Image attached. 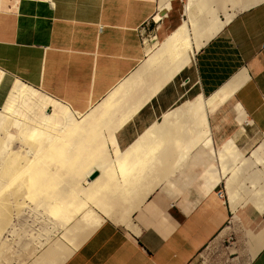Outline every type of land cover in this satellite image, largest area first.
<instances>
[{
    "label": "crops",
    "instance_id": "0c3cea01",
    "mask_svg": "<svg viewBox=\"0 0 264 264\" xmlns=\"http://www.w3.org/2000/svg\"><path fill=\"white\" fill-rule=\"evenodd\" d=\"M172 1L167 11H160V0H0L1 111L33 125L42 123L50 113L51 107L34 97L14 92L15 83L37 94L45 93L38 95L66 106L76 116L95 110L115 88L146 68L148 55L142 36L150 22L156 23L157 14L166 13L160 15L164 19L168 16ZM195 50L191 62L133 114V100H124V110L111 119L121 122L116 123L113 135L123 155L132 153V146L146 135L148 143L144 144L147 148L142 144V155H160L164 150L161 159L163 155L170 158L179 148L153 151L147 133L152 132L150 136L156 139L161 134L162 140L165 133L173 134V128L167 132L160 128L165 115L197 97L209 99L230 93L216 108L219 110L208 114L210 146L192 149L186 163L178 165V172L171 164L174 162L166 165L175 173L145 198L136 197L132 207H120L121 211L118 206L109 215H92L95 224L98 217L101 224L89 221L85 214H91L86 211L78 214L66 227L71 228L67 235L78 238V247L61 264H192L199 251L217 238L232 239L240 256L246 254L241 249L246 234L252 235L253 249L258 245L257 239L264 232V211L254 201L233 209L224 193V179L210 164L211 149L229 139L245 149L243 136L249 132L264 135V1L238 12ZM230 108L237 112V123L246 122L248 132L218 130L220 115ZM174 126L172 121L170 127ZM157 154L156 158L160 157ZM161 166L158 169L164 171L166 166ZM217 191H223L224 196L218 197ZM82 216L94 229L80 224ZM75 224L84 234L77 236L80 229ZM248 257L249 264H264V245Z\"/></svg>",
    "mask_w": 264,
    "mask_h": 264
},
{
    "label": "bare ground",
    "instance_id": "6f19581e",
    "mask_svg": "<svg viewBox=\"0 0 264 264\" xmlns=\"http://www.w3.org/2000/svg\"><path fill=\"white\" fill-rule=\"evenodd\" d=\"M239 1L243 2L240 3ZM262 1L231 0V3L233 5L241 4L239 9L244 10ZM210 2L211 0H188L184 6V16L187 19H183L179 25L177 24L178 26L174 30L169 32L164 39L162 38L163 41L159 43L158 48L148 54L145 61L146 68L130 76L123 84H119L120 86L115 88L112 93L110 92V96L105 98L102 101L103 103L101 102L95 110L85 115L76 116L66 106L43 98L38 95L40 93L37 94L32 89L15 83L14 92L31 96L30 98L34 97L43 106L51 107V111L45 115L42 123L33 125L7 115L1 111L2 108L0 109V264H61L72 250L78 247L79 241L75 237L76 235L74 237L71 236L72 234L70 236L67 235V233L71 232L70 227L72 226L69 227V232L66 230L67 225L78 214L86 211L91 214L86 215L83 212L88 217L87 219L94 222L91 218H93L92 215L97 217V212L109 215L118 206L119 208L126 205H128V208L132 207L131 202L133 203L136 197L145 198L157 185H160L169 175L175 173L173 172V167H170L171 165L169 167L166 165L174 162L171 163L172 166L176 165L174 170L176 171L177 168L181 169L179 164H183L192 149L198 146H210V141L208 140L211 133H209L210 129L208 130L210 128L207 123L208 114L222 104L230 93L224 92L211 96L209 99L197 97L184 103L171 114L165 115L160 128L164 129L165 132L173 128V134L168 136L165 133V138L162 140L159 139L161 134L158 135V139L154 136L153 138L155 139H153L150 136L152 132L147 133L151 138V143L149 142L148 146L149 148L152 147L153 151L164 147L179 148V150L175 149L178 153L179 151H184L183 155L176 157L179 154L170 149L175 155L174 160V158H171L173 153L171 154L170 158L172 161H170L169 155L164 157V150L159 153L160 155L164 153L162 159L156 153L159 152L158 150L155 152L157 156H160L158 158H156L154 152H151L153 156L149 154V156H146V154L142 155L141 150L145 149L144 147L146 146L144 144L148 143L146 135H144L145 138L143 137L144 141L143 138H140L132 146L134 149L130 152L134 156L129 151V154L126 151L125 155H123L118 150L113 135L116 130L115 127H118L116 123L121 124V122H117L114 119V123L111 120L118 112L124 110L122 107L125 101H131L128 99H132L134 103L131 109L132 114L147 103L152 96H155L161 88L189 63L194 47L197 50L203 40L209 39L233 18L232 15L225 14L224 20H219ZM169 3L170 0H160V11L168 9ZM198 13L200 16H196ZM163 19L164 16L162 17L159 14L154 17V21ZM1 77L2 73L0 72V79ZM128 96L129 98H127ZM111 121L113 122L112 124ZM172 121L176 122V126L170 127ZM124 122L122 121V123ZM11 130H14V132L12 133ZM14 139H17L20 145L17 150L11 149V141ZM142 144L144 147H142ZM110 146L114 149L113 156L109 154L110 150L108 151ZM152 148L149 150L152 151ZM165 151L168 152L169 150ZM137 152L141 153L138 154ZM160 160L164 161L165 164L159 162ZM48 161L58 164L60 170L57 167L45 170L48 167L46 168L44 165ZM49 162L48 164L51 166L52 164L50 165ZM158 162L160 166L157 165ZM214 162L219 166L218 173L220 178L225 181L226 195L233 209L241 205V203L245 204L246 201L250 200L254 201L261 211H264V143L259 144L257 148H252L245 155L239 150L235 142L229 139L215 150ZM133 163L136 165H133ZM151 164H155L156 167ZM162 164L166 166L164 171L160 170L163 167L161 166ZM61 170H63V173L65 172L64 176L61 174ZM66 172L68 173L66 174ZM93 173H97V176L90 180V176ZM151 181L157 183L149 185ZM21 196L30 197L31 199L32 197H41L43 199L40 201L41 203L37 202L34 206L33 204H31L32 206L26 204L28 206V214L29 212L38 213V211L41 214H38L39 218L34 214L35 219L31 218L29 225L32 224L34 226V222L35 225H38L39 222H49L48 225L46 224L47 228H44L45 230L43 229V231H41V224L38 226L40 228H37L40 230L36 231L33 229L35 232L32 231L34 233L33 239H31L35 242L30 240L32 244L31 242L29 244L32 247H28V242L24 244L21 240L24 237L21 229L18 234L15 231L17 228L13 230V227L8 230L7 227L10 222L13 224L11 221V207H16L15 210H17L14 211L17 212L20 210L18 206H22L25 202H21L20 199L22 198H20L19 201L22 204H19L18 198ZM242 197H246L244 202H242ZM27 198H24V200ZM120 210L122 211L121 208ZM129 212L126 210V213L129 214ZM24 213L26 212L24 211ZM18 216L21 217L20 213ZM18 216L15 217L18 218ZM83 217H80L82 220L78 219V221L81 220L80 224L84 222L83 219L85 217ZM87 219L85 220L86 222L88 221ZM97 219L99 220L97 221ZM89 221L87 223L84 222L82 225L91 223ZM95 221H97V225L101 224L99 223L101 221L99 217ZM76 223L79 224V222ZM94 224H88L87 226L89 227L90 225L92 227L91 225ZM17 225L19 224L17 223L15 226L17 227ZM42 225L45 227L44 224ZM76 227L78 230L81 228L77 225ZM87 228L86 230H89ZM92 228L94 229V227ZM62 229H65L64 235H61L62 238H57L56 241L50 243V232L53 233V230L56 232L55 230L60 231ZM72 229L74 230V227ZM82 229L79 230L80 233L77 236L81 235ZM27 231H29L28 235H30L31 231L28 228L24 231V234ZM251 237L252 235L249 234V238ZM258 240L259 243L256 248H252L251 256H254L264 245V232L260 234ZM45 244L48 245L47 249L38 257H33V261L28 263L35 251L39 248L41 249Z\"/></svg>",
    "mask_w": 264,
    "mask_h": 264
},
{
    "label": "rangeland",
    "instance_id": "374dc122",
    "mask_svg": "<svg viewBox=\"0 0 264 264\" xmlns=\"http://www.w3.org/2000/svg\"><path fill=\"white\" fill-rule=\"evenodd\" d=\"M156 1V0H155ZM219 1V2H218ZM264 1V0H263ZM187 2H188V0H173L172 2H171V10L168 12V16L165 18V19H163V20H159V22L158 21H156V23L154 22H150V24H149V26H148V29H146L145 31H144V34H143V36H142V42H143V45H144V51H145V54H146V56L148 55V54H150V53H152L156 48H157V46H158V44L160 43V42H162L163 41V39L165 38V36L166 35H168L169 34V32H171L172 30H174L175 29V27L176 26H178L180 23H181V21L183 20V19H187V17L186 16H184V6H185V4H187ZM240 3L241 2H243V1H239ZM212 3V8L216 11V13H215V15H216V17L220 20V19H223L224 20V18H225V14H227V15H232L233 17L238 13V12H240V11H242V10H240L239 8H240V6H241V4H239V5H237V4H235V5H233L232 3H231V0H211V2H210V4ZM196 16H200V14L198 13V14H196ZM220 17V18H219ZM178 24V25H177ZM172 27V28H171ZM163 30H165V31H163ZM168 30V31H167ZM162 32V33H161ZM164 32V33H163ZM162 35H161V34ZM163 38V39H162ZM146 58V57H145ZM144 58V59H145ZM40 93H42V94H45V93H43V92H41V91H39ZM217 110H219V109H217ZM216 110V111H217ZM215 113V111L213 112V114ZM220 113L222 114V111H220L219 113H217L216 115L218 116V115H220ZM228 115V116H227ZM220 116H222V118H220L219 120H218V123H217V125H218V130L219 131H221V132H227V134H230V133H232V132H235V131H243L244 130V132L245 131H247L248 132V128H247V126H246V122H242V123H237L236 122V116H237V112L235 113L234 111H233V109H228V111L224 114V115H220ZM224 116V117H223ZM216 125V126H217ZM242 129V130H241ZM12 131V133L14 132V130H11ZM243 138H244V140L242 141V142H244V146H245V149H241L240 147H238L239 148V150L241 151V152H243L245 155H247L251 150H252V148H257L258 146H259V144H261V143H264V135L263 134H259V133H248V136H243ZM208 141H210L211 142V137L209 138V140ZM17 142V143H16ZM11 143H12V145H11V149H13V150H17V148H19V144H18V140L17 139H14L13 141H11ZM15 148V149H14ZM218 148V147H217ZM217 148H215V149H211V153H212V155H213V162L210 164V166L212 167V169H213V171L214 172H216V170H218L219 169V166H217V164L214 162V159H215V150L217 149ZM49 162V161H48ZM48 162H45V165H44V167L46 166V168L47 169H45V170H50L51 168L52 169H55L54 167H57V169H59L60 170V166L58 165V164H56V163H50V165L51 166H49V164H48ZM48 164V165H47ZM55 164V165H54ZM43 168V167H42ZM261 168V167H260ZM264 169V168H263ZM61 172V174L63 175H65V172L63 173V170H61L60 171ZM59 172V173H60ZM68 172H66V174H67ZM63 175V176H64ZM218 175H219V173H218ZM66 177V176H65ZM223 186H225V185H223ZM223 188V187H222ZM224 192H225V190H224ZM38 197V196H37ZM247 197V196H246ZM246 197H242L243 199H242V202H244V200H246ZM20 198H22V199H20ZM24 198H27V197H19L18 198V202H19V204L21 203V202H23V201H25L23 204H22V206H26V204H28V206H32L31 204H33V206H34V204H36L37 202H39V203H41L40 201H42L43 199L41 198V197H38V198H34V197H32V199L30 198V200H29V198H27V199H25L24 200ZM248 198V197H247ZM19 199H20V201H19ZM34 199V200H33ZM41 199V200H40ZM27 200V201H26ZM36 200V201H35ZM39 200V201H38ZM250 201V200H249ZM17 202V203H18ZM33 202V203H32ZM246 202H248V201H246ZM242 204V203H241ZM22 206H18V209L20 208V210H18V211H20L19 213H20V215H21V217L20 216H18L19 215V213H18V211L17 212H15L16 210H15V208L16 207H14L13 206V208L11 207V221H12V223L14 224H11V222H10V224H9V226H7L8 227V230H10V228H13V230L15 229V228H17L15 231H16V233H18L19 234V230L21 229V232H23V235H24V237H22V235H20L22 238H21V240L23 241V243L25 244V243H27L28 244V247L30 246V247H32V245H29L30 244V242H31V244H32V241L33 242H35L34 240H32L33 239V233L35 232L34 230H40V229H37V228H42V230L41 231H43V229L44 228H47V226H46V224L48 225V223L46 222H39L38 223V225H35V222H34V226L31 224V225H29V223H31L30 222V220H32V219H35V217H34V214H35V216H39V215H41L40 214V212L38 211V213H32V212H29V214H28V206H26V207H22ZM239 206V205H238ZM22 207V208H21ZM25 208H27V209H25ZM15 210V211H14ZM23 211V213L21 214V212ZM24 211L26 212V213H24ZM16 213H18V214H16ZM31 213V214H30ZM24 214V215H23ZM37 214V215H36ZM39 214V215H38ZM30 217V216H32V217H28V216ZM18 216V218H16V217ZM22 216H26V217H22ZM29 218V220H28V218ZM42 217V216H41ZM16 218V219H15ZM21 218V219H20ZM32 218V219H31ZM39 218V217H38ZM41 220H43L42 218H40ZM45 219H47V218H45ZM19 220V221H18ZM24 220V221H23ZM40 220V221H41ZM29 221V222H28ZM46 221V220H45ZM19 224V225H17V227L15 226L16 224ZM21 223V224H20ZM23 223V224H22ZM28 225H27V224ZM24 224H25V226H24ZM42 224H44L45 225V227L43 226H41ZM12 225V227H10ZM40 225V227H38ZM51 225V224H50ZM20 226V227H19ZM26 226H28V227H26ZM34 228H33V227ZM21 227H23V228H21ZM30 227H32V228H30ZM29 229L30 231H31V233H30V235H28L29 234V231H27L26 232V234H24L25 232L24 231H26V229ZM36 228V229H35ZM25 229V230H24ZM32 229V230H31ZM34 229V230H33ZM50 229V228H49ZM17 230H18V232H17ZM23 230V231H22ZM45 230V229H44ZM32 231H34L33 233H32ZM50 231H52V230H50ZM56 232H54V230H53V233L52 232H50V238L51 239H49V242L51 243V242H54V241H56L57 240V238H59V236H60V231L59 230H55ZM21 232H20V234H21ZM31 234H32V236H31ZM54 234V235H53ZM27 235V236H26ZM31 236V237H30ZM246 236H247V239H245V244L243 243V246H241V249L244 251V250H246V254L243 256L242 255V253H241V256H240V254H238L237 252H236V246H234L233 244H232V239H229V238H223V239H221V238H217V239H215V240H212L211 242H209L208 244H206L200 251H199V253H198V255L196 256V258L194 259V261H193V263L192 264H249V257H248V255H250L251 254V252H252V243H251V241H250V238H249V235H247L246 234ZM27 237V238H26ZM30 238V239H29ZM32 238V239H31ZM28 240V241H27ZM30 240H32V241H30ZM25 241V242H24ZM47 247H48V245L47 244H45V245H43L42 247H41V249L39 248V249H37V251H35V254L28 260V263H31L32 261H33V257H38L39 255H41V253H43L44 252V250L45 249H47Z\"/></svg>",
    "mask_w": 264,
    "mask_h": 264
},
{
    "label": "water",
    "instance_id": "95a60500",
    "mask_svg": "<svg viewBox=\"0 0 264 264\" xmlns=\"http://www.w3.org/2000/svg\"><path fill=\"white\" fill-rule=\"evenodd\" d=\"M160 15H165V13H160ZM97 175L95 173H93L91 176H90V180H93Z\"/></svg>",
    "mask_w": 264,
    "mask_h": 264
},
{
    "label": "built area",
    "instance_id": "2783aa9c",
    "mask_svg": "<svg viewBox=\"0 0 264 264\" xmlns=\"http://www.w3.org/2000/svg\"><path fill=\"white\" fill-rule=\"evenodd\" d=\"M217 195H218V197H223L224 195H223V191H218V193H217Z\"/></svg>",
    "mask_w": 264,
    "mask_h": 264
}]
</instances>
